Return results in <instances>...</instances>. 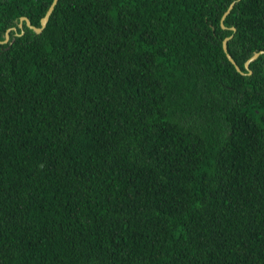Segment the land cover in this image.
Returning a JSON list of instances; mask_svg holds the SVG:
<instances>
[{
    "label": "trees",
    "instance_id": "1",
    "mask_svg": "<svg viewBox=\"0 0 264 264\" xmlns=\"http://www.w3.org/2000/svg\"><path fill=\"white\" fill-rule=\"evenodd\" d=\"M232 1L58 0L15 35L52 0H0V264H264V0L223 28Z\"/></svg>",
    "mask_w": 264,
    "mask_h": 264
},
{
    "label": "water",
    "instance_id": "2",
    "mask_svg": "<svg viewBox=\"0 0 264 264\" xmlns=\"http://www.w3.org/2000/svg\"><path fill=\"white\" fill-rule=\"evenodd\" d=\"M238 1V0H235V1H232L230 3V5L228 6L227 10L223 13L222 17H221V26L223 28H225V26L223 25V20L225 19V17L229 14V12L231 11V9L233 8L235 2ZM58 0H52L51 4L49 5L45 15L40 19V26L37 27V26H34L30 23L29 19L25 16H21L20 19H19V27L21 28V32L20 33H15V35H20L23 33V30H22V25H23V21H25L26 25L31 28L34 32L36 33H40L42 32V30L46 27V24L49 20V17L55 7V5L57 4ZM10 29H13L15 30V27H11L9 29H7L6 31V34H5V39L4 40H0V43H7L8 40H9V31ZM231 29L235 30L234 27H232ZM232 37V35L228 36V37H225L222 41V48H223V51L225 52L226 54V57L227 59L234 65L235 69L237 72L239 73H242L244 74V72L241 70V68L239 67V65L235 62V60L232 58V56L228 53V48H227V43H228V40ZM263 53V51H259V52H255L253 53L245 62H244V68L248 70V73H251V70L249 68V65L252 61H254L255 59L258 58V56Z\"/></svg>",
    "mask_w": 264,
    "mask_h": 264
}]
</instances>
